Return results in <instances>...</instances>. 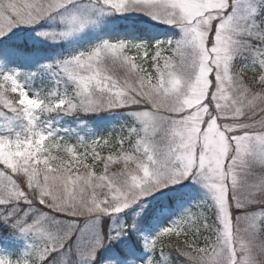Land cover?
Segmentation results:
<instances>
[{
	"label": "rangeland",
	"instance_id": "rangeland-1",
	"mask_svg": "<svg viewBox=\"0 0 264 264\" xmlns=\"http://www.w3.org/2000/svg\"><path fill=\"white\" fill-rule=\"evenodd\" d=\"M5 41L0 264H264V0H0Z\"/></svg>",
	"mask_w": 264,
	"mask_h": 264
},
{
	"label": "trees",
	"instance_id": "trees-1",
	"mask_svg": "<svg viewBox=\"0 0 264 264\" xmlns=\"http://www.w3.org/2000/svg\"><path fill=\"white\" fill-rule=\"evenodd\" d=\"M115 30H120L121 34H126L129 31H133V32H140V33H146V30L140 26H136L131 25H125L123 23H119L118 26L115 28ZM39 46H35V45H27L26 42H18V41H5V42H1L0 43V57L3 54H6L8 52H24L25 53H41V51H39ZM41 50H43V47H40ZM256 78L254 77V80ZM253 81V80H252ZM71 94H73L74 91L70 90L69 91ZM111 98L110 94H108V99ZM126 107H120L119 110H124ZM108 112L105 111H101V112H88V113H84V112H80V113H74L71 115L80 117V119L78 120V122H83L84 126L88 127V125H90L91 123H97L102 117H104ZM65 117V116H64ZM66 123H68V125H71V129H80L75 123L73 126L71 124V122H69V117L66 116ZM177 196V195H174ZM172 198H174L173 196H166V202L164 204V198H161L159 200V202L157 203V205L151 208L146 209V211L144 212L143 216H142V223H150V220L153 219L154 217V212L159 208V207H164V205H171L172 202ZM19 216V215H18ZM16 240V236L14 234L13 231H11L9 228H6V230H2L0 228V244H8V243H13V240ZM127 242L132 243V245L135 247V249L137 250V252H141L143 247L141 245V239L139 236H135V235H131ZM171 242V241H170ZM168 243L167 245H164V251L166 252V256H165V264H179L177 261V258L175 257V255H179V251L177 249V247L174 246V244L172 243ZM66 246L68 245H64L61 249L66 248ZM170 247V248H169ZM169 248V250H168ZM62 251V250H61ZM111 253V254H115L117 253L119 255L120 258L124 259V260H131L132 256L127 252L126 248L123 246L122 241H120L119 239H114V240H109L108 244H107V249L105 250L104 253ZM103 253V254H104ZM159 257V256H158ZM161 258V257H159ZM29 264H37L35 263L34 260H31ZM39 264H45V262H40Z\"/></svg>",
	"mask_w": 264,
	"mask_h": 264
}]
</instances>
